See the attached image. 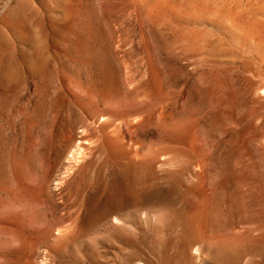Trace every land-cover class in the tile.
<instances>
[{
  "label": "rangeland",
  "instance_id": "374dc122",
  "mask_svg": "<svg viewBox=\"0 0 264 264\" xmlns=\"http://www.w3.org/2000/svg\"><path fill=\"white\" fill-rule=\"evenodd\" d=\"M0 264H264V0H0Z\"/></svg>",
  "mask_w": 264,
  "mask_h": 264
},
{
  "label": "bare ground",
  "instance_id": "6f19581e",
  "mask_svg": "<svg viewBox=\"0 0 264 264\" xmlns=\"http://www.w3.org/2000/svg\"><path fill=\"white\" fill-rule=\"evenodd\" d=\"M162 103V102H161ZM165 117V116H164ZM140 118V117H139ZM138 119V118H137ZM127 124V123H126ZM150 125V124H149ZM122 126V125H121ZM118 133V132H117ZM74 141V140H73ZM79 141H81L82 142V140H79ZM83 141H84V139H83ZM81 142H79V143H81ZM85 142V141H84ZM87 143V142H86ZM74 144V143H73ZM76 144V143H75ZM82 145V144H81ZM111 145V144H110ZM74 147V146H73ZM76 147V146H75ZM81 147V146H80ZM85 147V146H84ZM104 147V146H103ZM77 148H78V146H77ZM81 148H83V147H81ZM73 149V148H72ZM84 149H86L85 151H87L88 149L87 148H84ZM124 149V148H123ZM78 150V149H77ZM81 151H82V149H80ZM68 151V150H67ZM66 151V152H67ZM84 151V152H85ZM120 151H122V150H120ZM130 151V150H129ZM80 152V151H79ZM69 153H71V152H69ZM126 153V152H125ZM123 154V153H122ZM122 154H121V157H122ZM152 154V153H151ZM70 155V154H69ZM79 154H77V156H78ZM83 156L85 155V153H83L82 154ZM200 155V154H199ZM72 156H74V155H72ZM75 156H76V154H75ZM81 156V155H80ZM152 156V155H151ZM68 157V156H67ZM82 157V156H81ZM112 157V156H111ZM153 157V156H152ZM69 158V157H68ZM70 158H71V156H70ZM78 158V157H77ZM87 158V157H86ZM74 159V158H73ZM72 159V160H73ZM75 160H76V158H75ZM69 161H71V160H69ZM120 161V160H119ZM79 162V161H78ZM177 163V162H176ZM161 166H163V165H161ZM171 166V165H170ZM189 166V165H188ZM164 167H166V166H164ZM70 168V167H69ZM175 168V167H174ZM200 168V167H199ZM69 170V169H68ZM159 171V170H158ZM171 171V170H170ZM157 208V207H156ZM159 209V208H158ZM154 210H156V209H154ZM156 211H158V210H156ZM162 211H164V210H162ZM109 212V211H108ZM111 212V211H110ZM159 212V211H158ZM158 212H156V214L158 213ZM160 212H161V210H160ZM201 212V211H200ZM153 213V212H152ZM154 214H155V211H154ZM153 214V215H154ZM160 214V213H159ZM106 215V214H105ZM151 215V214H150ZM157 216V215H156ZM204 216V215H203ZM206 216H207V214H206ZM160 217V216H159ZM197 218V217H196ZM162 219V218H161ZM191 219V218H190ZM203 219V218H202ZM205 219H206V217H205ZM196 221V220H195ZM206 222V221H205ZM209 225V224H208ZM189 226V225H188ZM193 226V225H192ZM188 229V228H187ZM249 230V229H248ZM247 229H246V231H248ZM258 230V229H257ZM191 232V231H190ZM250 232V231H249ZM186 233V232H185ZM248 233H246V235H247ZM215 235V234H214ZM248 237V236H247ZM246 237V238H247ZM249 237H250V235H249ZM248 237V238H249ZM188 245L189 246H187V247H189V248H187L188 250H190L191 251V249H193V247H195V246H197V244H196V241H194V240H190V242H188ZM199 246V245H198ZM204 249H205V247L201 244L200 246H199V248H198V251H199V254L200 253H203L204 252ZM207 253V252H206ZM191 259V258H190ZM263 263V262H262Z\"/></svg>",
  "mask_w": 264,
  "mask_h": 264
}]
</instances>
